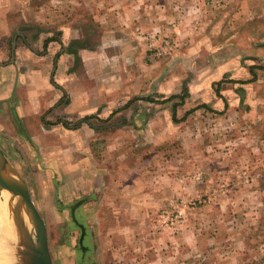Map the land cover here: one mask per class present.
<instances>
[{"label":"rangeland","instance_id":"374dc122","mask_svg":"<svg viewBox=\"0 0 264 264\" xmlns=\"http://www.w3.org/2000/svg\"><path fill=\"white\" fill-rule=\"evenodd\" d=\"M0 1L3 4L0 7L5 10L10 8L12 13L8 15V22L0 21L1 37L10 30L9 38L0 40V61L5 65L12 64L9 69L15 74L20 70L22 75L25 70V67L14 63L16 60L25 61L20 59L21 49L25 45L22 40L14 38L17 31L26 35L28 44L32 45L35 41L33 35H37L40 28L45 37L59 38L60 30L72 26L82 29L80 34L85 37H79V40L90 51L82 55L81 60L74 62L72 70L62 68L63 71L58 75L59 85H62L61 88L67 94L59 91L65 100L53 114L44 115V120L53 125L43 126L41 141L32 144L33 148L29 143H22L20 150L11 151L14 156L7 150L0 149L28 187L31 200L47 231L52 264H146L145 258L155 254V257H170L169 264H177L176 257L181 256L191 260L186 261V264H264V175L261 174L264 166L256 165L252 170L257 175L256 180L251 179V171L249 177L238 166L236 170L240 174L238 178L235 175L234 179H237L232 182L223 177L215 182L210 174L202 171L196 173V167L191 175H181L169 184L171 195L175 191H183L184 196L168 198L159 209H148L139 214L130 212L128 205L133 198H129L124 192L133 182L137 183L138 178H143L138 189H148L146 185H140L145 182L146 173L137 167L136 177L128 172L120 175L117 166L122 164L128 167L131 164L135 167L140 161H146L143 166L152 172L156 158L158 160L162 155L152 149L153 144H150L145 135L149 127L142 129L143 132L129 129L128 124L117 127V110L124 108L126 99L135 101L136 98L133 97L136 96L139 100L140 97H146L145 99L157 102L155 100L160 97L152 90H160L162 77H154L156 81L151 85V91L147 92V88L140 83L144 76L151 74V70L147 72L145 69H138L130 73V70L118 68L117 47L103 43L106 31L100 29L92 19L93 8L88 6V2L77 6L72 3L81 0H27L24 7L22 0ZM166 1L170 9L168 11H173L168 28L177 37L178 26L183 21L180 9L186 8V4L179 2L181 5L176 7L178 0ZM249 30L257 33L258 27H243L239 33L244 36L233 39L239 52L211 55L209 59H214L213 62L216 63L224 61L223 64L234 61V68L240 65L238 61L241 60L243 63L254 64L251 66L253 68L262 67L264 52L261 47L257 49V45L258 41L264 43V37L245 36ZM149 34L151 36L152 33ZM161 34L158 31L154 37L158 35L172 41L173 49L177 39L171 33ZM145 38V59H150L149 64L145 65L148 69L153 61H158L151 58L149 43L153 41L157 46L160 40ZM13 42L14 60L11 61ZM17 46L20 48H16ZM135 73L139 74L138 91L136 95H130L126 92L125 84L129 83L130 75ZM66 84L70 87H64ZM190 87H185V91ZM221 87L230 88L227 85ZM191 89L194 92H190L192 99L188 102H192L196 112H199L203 107L202 96L207 100L210 95L208 93L214 91V88L200 84ZM247 89L251 94L250 119L245 126L251 128L253 135L247 134L251 141L245 156L264 159V142L259 141L261 136L264 138V86L250 84ZM182 93L183 98L188 97V93ZM66 100L70 102L67 103ZM151 109L168 114L164 110L165 106H152ZM158 120H162L164 129L174 128L173 131L176 132L177 128L166 124L167 117ZM209 122H205L206 127L214 128L213 121L212 125ZM230 122L235 125L234 136H230L225 124L221 131L220 124L218 132L215 129H207L205 132L200 129L198 132L202 141H209L215 135L216 143L231 139L233 148L225 145L218 151L227 158L231 156L227 149L232 152L242 144L245 136L242 134L239 118H230L227 125ZM154 134L155 143L164 141L165 135L161 131L157 130ZM2 139L3 136L0 135V141ZM130 142L133 145L131 149ZM176 151L188 154L187 150L178 149L169 153ZM204 152L202 150V155ZM152 184L157 185V182L154 180ZM199 185L202 189L195 191ZM244 187L255 193L240 194ZM234 189L235 197L227 199L226 193ZM0 201H4L1 193ZM149 204L150 201H144L142 207H150L147 206ZM134 221L137 222V227L132 230L130 226ZM184 233L187 240L182 244ZM15 240L11 242H17Z\"/></svg>","mask_w":264,"mask_h":264},{"label":"crops","instance_id":"0c3cea01","mask_svg":"<svg viewBox=\"0 0 264 264\" xmlns=\"http://www.w3.org/2000/svg\"><path fill=\"white\" fill-rule=\"evenodd\" d=\"M22 1H24L25 7L27 0ZM87 2L88 6L93 8L92 19L100 29L106 31L107 36L103 39V43L112 45L114 48L117 47L118 68L130 70V73L138 69H145L147 72L151 70V74L144 76L140 83L147 88V92L151 91L150 87L156 81L154 77L161 76L163 80L159 91L152 90L160 97L155 100L157 102L145 99L146 97H140L139 100L136 96L133 97L136 98L135 101L126 99L124 108L117 110V118H119L117 127L121 124H128L129 129L137 130L136 132H143L142 129L149 127L145 135L150 140V144H153L152 149L159 151V154L162 155L158 160L156 158L152 172L143 166L147 163L146 161H140L138 165H134L135 167H132L131 164L128 167L122 164L117 166L120 175L128 172L135 174L136 177L137 167L146 173V180L140 185H146L149 187L148 189H138L139 183L143 181V178H138V184L133 182L132 186L124 192L129 198H133L128 205L130 212L139 214L148 209H159L168 198L184 196L183 191H175L171 195L169 184L181 175H191L193 170L196 171V167V173L202 171L205 174H210V178L215 182L222 177L232 182L240 174L236 167L239 166L240 170L246 171L243 174L251 177L249 171L253 173L252 170L256 168V165L264 166L263 158L245 156L251 141L247 134L253 135L251 128L245 126L250 119L251 94L247 87L250 84L264 86V65L253 68L251 66L254 64L243 63L241 60V62L238 61L240 65L236 64L237 68H234V61L223 64L224 61L216 63L213 62L214 59H209L211 55H230L239 52L235 48L233 39L244 36L239 33L243 27L246 29L258 27L257 33L249 30L245 34L247 37H264V0H178L176 7L183 2L186 4V8L180 9L183 21L178 26L179 35L177 37L168 28L169 18L173 11H168L170 9H168L166 0H81L72 4L79 6L80 4L86 5ZM0 5L3 6V4ZM188 8L189 10H187ZM10 14H12L10 8L7 10L1 8L0 21L8 22ZM177 15L179 16L180 13ZM41 29L37 30V35H35L36 33L33 35L35 41L32 45L28 44L27 36L19 34V31L14 35V38L18 41L22 40L25 45V48L21 49L20 55V59L25 61L18 62L16 60L14 62L25 67L22 75L20 70L16 73L20 74L16 75L12 69H9L12 64L5 65L0 61V135L3 136L0 141V149L7 150L11 156H14L11 151L20 150L22 143H29L33 148L32 144H38L41 141L43 126L53 125L44 120V115L46 113L53 114L58 109V105L65 100L59 91L67 94L61 88L62 85H59L58 75L63 71L62 68L72 70L71 66L74 65V62L81 60L85 53H90L88 48H84L87 45L79 40L85 37L80 34L82 29L66 26L60 30L59 38L45 37ZM9 31L3 37L0 36V40L9 38ZM158 31L162 34L171 33L177 41L171 50V56L164 60L153 61L152 65L146 69L145 65L150 59H145L147 45L145 37H148L149 40ZM149 33H152L151 36ZM258 43L257 49L261 47L264 52V43L259 41ZM12 45L13 43L11 49ZM16 48H20V46ZM41 51L42 53H40ZM73 54L77 55L76 60ZM13 60L11 59V61ZM216 60L218 59L216 58ZM166 70L169 72L165 73ZM138 78L139 74H131L129 83L125 84L126 92L130 95H136L135 93L138 91ZM200 84L202 86L209 85L214 88V91L211 90L208 93L210 95L207 100L202 96V110L199 108L198 110L201 111L196 112L193 103L188 101L192 99L191 93L194 92H191V87ZM222 85L230 86V88L221 87ZM67 86L66 84L64 87ZM188 86L191 87L185 91V87ZM182 91L188 93V97L183 98ZM66 102L68 103L70 100H66ZM152 106H165L164 110L168 111V114L164 111L152 110ZM164 114L166 115L164 116ZM163 117H167L166 124L177 128L176 132L173 131L174 128L164 129V123L162 120H158ZM232 117L235 120L236 118L240 119L242 126H238L241 127L242 134L245 136L242 144L235 147L232 152L229 148L227 149L229 156L231 155L227 158L218 151L225 145L230 146V149L233 148L231 139L216 143L217 135H215L209 141H202L198 132L200 129L204 132L207 129L211 131L215 129L218 132L217 128L221 124L220 131L226 125L230 136H234L233 121L227 125V120ZM208 120L210 121L209 125H212L213 121L214 128L206 127L205 122ZM157 130L165 135L164 141L160 144L155 143L154 133ZM185 136L188 137L185 138ZM259 141L263 143L264 138L261 136ZM132 147V142H130L129 148ZM175 149L187 150L188 154H186L187 152L179 153V151L169 153ZM202 150H205L203 155ZM206 150L210 153H207ZM165 154L166 157H164ZM261 174L264 175V168ZM235 175L236 179H234ZM252 176L251 179L256 180L257 175L253 173ZM129 179L132 180L130 177ZM154 180L157 185L152 184ZM201 189L199 185L195 191ZM235 190L226 193L227 199L230 196L235 197ZM245 193H255V191L244 187L240 194ZM124 196L126 197V195ZM120 197L122 196L120 195ZM144 201H150V204L147 205L150 207H142ZM135 226L137 227L136 221L131 223L130 228L133 230ZM185 240L187 238L184 233L182 244ZM155 255L146 257L145 263L169 264L170 257H155ZM176 260L177 264H186V261H191L182 256L176 257Z\"/></svg>","mask_w":264,"mask_h":264},{"label":"water","instance_id":"95a60500","mask_svg":"<svg viewBox=\"0 0 264 264\" xmlns=\"http://www.w3.org/2000/svg\"><path fill=\"white\" fill-rule=\"evenodd\" d=\"M13 42L12 50L14 49ZM11 59L13 60V52ZM0 182L14 188L15 234L17 246L31 264H52L48 250L47 231L25 181L0 150Z\"/></svg>","mask_w":264,"mask_h":264},{"label":"bare ground","instance_id":"6f19581e","mask_svg":"<svg viewBox=\"0 0 264 264\" xmlns=\"http://www.w3.org/2000/svg\"><path fill=\"white\" fill-rule=\"evenodd\" d=\"M0 193L4 198V201H0V264H31L27 255L17 246V242H11L15 240V190L0 182Z\"/></svg>","mask_w":264,"mask_h":264},{"label":"built area","instance_id":"2783aa9c","mask_svg":"<svg viewBox=\"0 0 264 264\" xmlns=\"http://www.w3.org/2000/svg\"><path fill=\"white\" fill-rule=\"evenodd\" d=\"M157 38V41L160 40V43L155 46L153 41H150L149 47H150V56L151 58L155 60H160L168 55H170L173 42L168 40L167 38H160V36H155L151 39L155 40Z\"/></svg>","mask_w":264,"mask_h":264},{"label":"trees","instance_id":"16d2710c","mask_svg":"<svg viewBox=\"0 0 264 264\" xmlns=\"http://www.w3.org/2000/svg\"><path fill=\"white\" fill-rule=\"evenodd\" d=\"M74 55V57H75V60L77 59V55H75V54H73Z\"/></svg>","mask_w":264,"mask_h":264}]
</instances>
